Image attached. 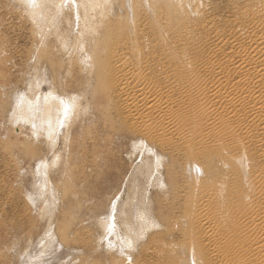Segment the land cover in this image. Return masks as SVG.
<instances>
[{
	"label": "rangeland",
	"instance_id": "374dc122",
	"mask_svg": "<svg viewBox=\"0 0 264 264\" xmlns=\"http://www.w3.org/2000/svg\"><path fill=\"white\" fill-rule=\"evenodd\" d=\"M120 29L128 36L138 29L152 43L189 41L191 50L181 51L178 64L194 68L214 48V38L224 54L229 49L221 39H241L244 45L257 31L264 33V0H36L33 6L0 0V264L187 261L179 246L190 241L197 182L211 178L215 194L212 184L230 168L216 158L209 168L204 159L191 157L194 142L183 136L160 135L170 138L163 143L124 119L122 96L110 88L102 62L104 43ZM215 31L218 36L212 38ZM187 55H194L195 64ZM227 79L220 93L242 86L228 71ZM260 91L264 93L263 84L253 82L241 103L251 105ZM49 92L75 101L54 134V147L42 131L33 135L28 124L12 119L19 97L43 100ZM195 118L191 122L183 112L180 120L195 128L201 124ZM260 142L255 139L251 148L260 157L250 165L256 171H264ZM45 160L50 164L42 187L37 171ZM193 160L200 168L191 165ZM116 200L117 235L131 238L125 254L107 246L113 234L106 235L102 220Z\"/></svg>",
	"mask_w": 264,
	"mask_h": 264
},
{
	"label": "bare ground",
	"instance_id": "6f19581e",
	"mask_svg": "<svg viewBox=\"0 0 264 264\" xmlns=\"http://www.w3.org/2000/svg\"><path fill=\"white\" fill-rule=\"evenodd\" d=\"M24 1L33 6L36 0ZM71 1L73 3L74 0ZM168 15L166 17H169ZM197 26L195 28H198ZM123 32L120 29L116 34H111L104 43L102 62L109 71L107 75L110 79V88H113L117 95L122 96L125 106L123 109L126 111L124 119L132 121L131 127L133 124L137 125L136 130L143 135L154 137L163 143L168 142L170 138H163L160 135L183 136L185 142H194L196 152L194 150L189 152L191 157L204 159L209 168H212L216 158L230 168L226 170L223 180L212 184L216 185L215 194L219 201L210 187L214 181L209 177L198 180V188L195 189L196 196L192 204L194 211L189 215L192 226L190 241L179 246L180 250L186 252L187 261L182 260L179 263L177 260L168 259V263H164L264 264V171L261 169L256 171L257 168L250 166L260 158L251 151L254 140L261 141L260 144L264 142V93L260 91L255 95L251 105L241 103L253 82H260L264 86V33L257 31L256 36L244 45L241 39L240 42L237 39L231 40L233 42L221 39L222 46L229 49L227 53L221 54L220 51L223 50L221 47L217 48L216 40L219 38H214V35L218 36V32L215 31L212 36L214 39L211 41L214 48L207 46L211 49L208 55L206 54V59L202 60L203 63L195 64L194 55L191 57L187 55L186 60L190 58L193 62L188 59L189 63L195 65L194 68H186L188 66L184 68L183 65L178 64V61L181 59L182 50H191L189 48L192 45L188 43L189 41H171L168 40L169 38L164 40L163 35L164 39H160L161 42L158 44L157 40L153 43L150 39L145 41L138 29L132 32L133 36ZM174 32L176 36L182 37L179 30ZM167 33L169 35V32ZM197 50L198 53L204 54L200 48ZM227 71L234 74L235 83L242 86L233 88L234 91L229 89L220 93L219 87L228 80ZM180 89L185 91L181 93ZM59 98L52 92L45 94L43 100L39 98L34 101L28 96L19 97L15 108L13 107L12 119L14 122L28 124L33 135L42 131V134L49 139L50 147H54L56 143L53 142L56 138L54 134L58 126L75 106L73 99ZM237 103L240 108L236 106ZM232 111L233 115H231ZM183 112L189 113L191 122H194L193 119L197 115L198 118L195 119L201 124H197L195 128L187 127V123L183 124L180 120ZM244 125L249 127L244 130ZM182 128H185L183 133L180 132ZM49 164L47 160L38 164L37 174L42 187L46 185ZM192 164L200 168L195 160ZM116 203L120 202L114 201L110 206L109 214L106 213L108 217L102 220H105L106 235L113 234V239L107 242V246H115L117 252L125 254L126 248L131 246V238H119L117 235L114 221ZM141 220L144 222V219ZM46 246L44 244L42 249H46ZM136 264L143 263L136 261Z\"/></svg>",
	"mask_w": 264,
	"mask_h": 264
}]
</instances>
